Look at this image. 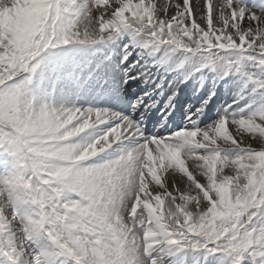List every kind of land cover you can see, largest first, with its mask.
Here are the masks:
<instances>
[{"label":"snow or ice","instance_id":"obj_1","mask_svg":"<svg viewBox=\"0 0 264 264\" xmlns=\"http://www.w3.org/2000/svg\"><path fill=\"white\" fill-rule=\"evenodd\" d=\"M0 264H264V0H0Z\"/></svg>","mask_w":264,"mask_h":264},{"label":"rangeland","instance_id":"obj_2","mask_svg":"<svg viewBox=\"0 0 264 264\" xmlns=\"http://www.w3.org/2000/svg\"><path fill=\"white\" fill-rule=\"evenodd\" d=\"M163 2V1H162Z\"/></svg>","mask_w":264,"mask_h":264}]
</instances>
